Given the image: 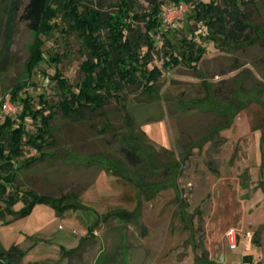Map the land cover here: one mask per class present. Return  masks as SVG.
Listing matches in <instances>:
<instances>
[{
	"label": "rangeland",
	"instance_id": "obj_1",
	"mask_svg": "<svg viewBox=\"0 0 264 264\" xmlns=\"http://www.w3.org/2000/svg\"><path fill=\"white\" fill-rule=\"evenodd\" d=\"M88 1L108 14L115 9L116 0ZM138 1L149 8L152 0ZM243 10L248 26L239 43L204 40L194 69L162 70L148 94L126 87L103 117L85 111L82 122L58 109L59 92L47 79L54 66L41 62L27 72L35 35L16 22L6 55L0 46V109L9 100L20 113L11 99L20 88L35 106L43 94L53 141L19 172L16 186L57 202L36 204L21 217L22 202L8 215L0 200V264H8L9 251L10 264H264V0ZM185 21L175 40L191 39ZM189 26L206 36L193 21ZM64 28L44 49L60 57L57 69L76 85L86 55ZM162 54L149 68H161ZM23 151L22 159L38 156Z\"/></svg>",
	"mask_w": 264,
	"mask_h": 264
},
{
	"label": "trees",
	"instance_id": "obj_2",
	"mask_svg": "<svg viewBox=\"0 0 264 264\" xmlns=\"http://www.w3.org/2000/svg\"><path fill=\"white\" fill-rule=\"evenodd\" d=\"M166 1L152 0L149 8H144L138 0H116L115 9L108 14L88 0H28L24 7L22 0H0L1 52L6 55L9 51L16 22H26L28 30L35 35L29 49L27 72L32 75L41 62L54 66V74L47 79L55 82L60 96L57 106L62 116L76 122L85 120V111L97 112L103 117V108L110 100L121 102L126 87L148 94L162 76V70L183 64L194 69L205 53L204 40L216 46L220 37L223 38L220 46L227 41L239 43L241 32L248 26L244 24L247 16L243 9L255 0H168L191 5L184 23L191 36L189 40H175V29H160V12ZM190 21L203 27L206 36L200 33V28L192 30ZM61 25L65 26L62 32L79 38L86 55L80 65L82 80L76 85L69 84L57 69L60 57L44 49L47 38ZM161 52V68L156 65L149 68L155 54ZM22 94L26 91L20 88L11 97L20 107V113L7 115L0 122V200L8 215L12 214L15 204L22 202L25 210L21 217H24L36 204L56 200L21 191L16 186L19 172L42 159L43 149L53 144L52 114L46 97L39 95L35 106L28 94L24 97ZM26 120L35 124V133L28 132ZM24 147L34 150L38 156L22 159ZM71 208L72 205L63 210ZM4 213L0 208V219ZM12 255L10 251L6 254L8 264Z\"/></svg>",
	"mask_w": 264,
	"mask_h": 264
},
{
	"label": "built area",
	"instance_id": "obj_3",
	"mask_svg": "<svg viewBox=\"0 0 264 264\" xmlns=\"http://www.w3.org/2000/svg\"><path fill=\"white\" fill-rule=\"evenodd\" d=\"M191 5L185 2L179 3H168L164 5L160 12L161 19V30H173L176 25L180 23L186 15L189 13ZM18 108L13 107L9 100H6L0 109V122L4 120L5 116H13L17 113ZM227 238L230 244V248L234 249L236 247L235 235L233 231L227 233Z\"/></svg>",
	"mask_w": 264,
	"mask_h": 264
},
{
	"label": "crops",
	"instance_id": "obj_4",
	"mask_svg": "<svg viewBox=\"0 0 264 264\" xmlns=\"http://www.w3.org/2000/svg\"><path fill=\"white\" fill-rule=\"evenodd\" d=\"M245 259H247V260H245ZM251 258H249L248 256H243V261L244 262H246V261H248V260H250ZM205 263H209V264H214L212 261H205ZM216 264V263H215ZM218 264V263H217Z\"/></svg>",
	"mask_w": 264,
	"mask_h": 264
}]
</instances>
